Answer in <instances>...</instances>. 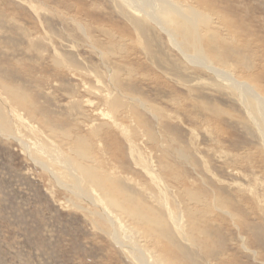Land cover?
Masks as SVG:
<instances>
[{
	"label": "rangeland",
	"instance_id": "rangeland-1",
	"mask_svg": "<svg viewBox=\"0 0 264 264\" xmlns=\"http://www.w3.org/2000/svg\"><path fill=\"white\" fill-rule=\"evenodd\" d=\"M135 1L0 0V264H264V0Z\"/></svg>",
	"mask_w": 264,
	"mask_h": 264
},
{
	"label": "bare ground",
	"instance_id": "bare-ground-1",
	"mask_svg": "<svg viewBox=\"0 0 264 264\" xmlns=\"http://www.w3.org/2000/svg\"><path fill=\"white\" fill-rule=\"evenodd\" d=\"M125 5H130L133 6V2L132 1H135V0H121ZM142 1H144V4L145 5H151V1L152 0H136L135 2L137 3H142ZM136 3L134 5V7L136 6ZM153 4V3H152ZM126 5V6H127ZM142 7V6H141ZM129 8V7H128ZM133 8V7H132ZM154 8V7H153ZM152 8V9H153ZM154 10V9H153ZM134 11V10H133ZM138 12V11H136ZM145 12V11H143ZM149 12V11H148ZM145 15V14H144ZM146 16V15H145ZM148 16V15H147ZM156 19V18H155ZM149 20V19H148ZM156 23V22H155ZM158 24V23H157ZM160 24V23H159ZM160 27V26H159ZM162 29V28H161ZM199 63V62H198ZM200 64H202L200 62ZM206 69L210 70L211 72H215L216 70L214 69H211V67H208L206 66ZM216 74L222 76L225 78V80L230 83L232 85V87H234L236 89V91H238L239 93H241L242 96H249L250 98H252L256 103H257V107L259 108V110L261 111L260 112V115L262 117V119L264 120V99L258 95L257 93H255L253 90H251L250 88H248L247 86L237 82L236 80L232 79L231 77H229L228 75L224 74L223 72H215ZM237 92V93H238ZM14 111V110H13ZM23 124V123H22ZM258 126V125H257ZM260 129V128H259ZM63 165V164H62ZM75 172V171H74Z\"/></svg>",
	"mask_w": 264,
	"mask_h": 264
}]
</instances>
